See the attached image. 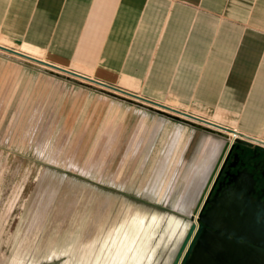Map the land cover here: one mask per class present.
Segmentation results:
<instances>
[{"label": "rangeland", "instance_id": "obj_1", "mask_svg": "<svg viewBox=\"0 0 264 264\" xmlns=\"http://www.w3.org/2000/svg\"><path fill=\"white\" fill-rule=\"evenodd\" d=\"M49 68L0 49V264H170L194 218L163 137L181 127L196 148L225 135Z\"/></svg>", "mask_w": 264, "mask_h": 264}, {"label": "crops", "instance_id": "obj_2", "mask_svg": "<svg viewBox=\"0 0 264 264\" xmlns=\"http://www.w3.org/2000/svg\"><path fill=\"white\" fill-rule=\"evenodd\" d=\"M0 44L226 130L196 148L181 127L163 137L159 157L170 171L180 162L191 211L230 130L264 140V0H0Z\"/></svg>", "mask_w": 264, "mask_h": 264}, {"label": "water", "instance_id": "obj_3", "mask_svg": "<svg viewBox=\"0 0 264 264\" xmlns=\"http://www.w3.org/2000/svg\"><path fill=\"white\" fill-rule=\"evenodd\" d=\"M0 48L2 51H7L11 53L14 57H17L27 63L30 64H41L47 63L48 65L58 68L56 64L46 62L40 58H37L27 52L11 48L9 46H5L0 44ZM15 53V54H13ZM19 55V56H18ZM41 62V63H40ZM54 68H49L52 71L65 74L64 72H60ZM60 69H65L66 71L72 72V70L59 67ZM98 81V80H97ZM100 82V81H98ZM164 106H168L164 103H161ZM163 112L169 113L168 110H165L160 107H156ZM175 117H180L186 120L188 123H191L195 126L202 127L214 132L222 133L227 136V133L224 132L221 128L213 127L208 124H204L201 121L192 120L191 118L181 116L179 114H171ZM257 139V138H256ZM237 142H242L247 146H253L255 149H259L264 152V147L259 144H254L253 142L237 137L235 139ZM228 145L224 147L221 154L219 155L213 170L205 184V187L197 201V204L194 208L195 220L191 222L190 226L187 229V232L184 236V239L172 261L171 264H264V253L254 247H251L240 241V237L247 238L248 235L242 233H235L233 236H230V230H226L222 232L221 230L212 231V230H204L201 231V226L198 224V218L196 217L199 214V219H202L207 224L217 225L212 220L205 217V214H212L216 209L217 205L214 204L213 199H210V205L206 208L205 212L202 213L201 208L204 203L208 200V195L211 192L212 186L220 173V170L223 167L225 158L233 144L227 143ZM228 147V148H227ZM238 163H232L231 167L236 168ZM262 161H257L253 164L255 171L261 172ZM248 176L251 179H254V172L248 171ZM241 174L239 171H227L225 174V178L229 176L228 180H234V183L238 181ZM242 176V175H241ZM245 188V187H244ZM232 189L230 190L231 195L241 194L251 196L254 190L251 189ZM220 193V195L225 194V190L220 187L217 189L216 194ZM227 195V194H226ZM228 210L224 209V214L227 213ZM52 264V262L50 263Z\"/></svg>", "mask_w": 264, "mask_h": 264}, {"label": "flooded vegetation", "instance_id": "obj_4", "mask_svg": "<svg viewBox=\"0 0 264 264\" xmlns=\"http://www.w3.org/2000/svg\"><path fill=\"white\" fill-rule=\"evenodd\" d=\"M238 145L236 141L233 142L208 195V200L200 211L204 213L210 205V199H213L217 207L212 214H205V217L217 225L207 224L199 219V214L196 217L198 224L202 225L201 231L230 230V236H233L234 232L246 234L248 237H240V241L264 253V152L253 146L243 144L238 148ZM259 145L264 147L262 144ZM257 161H262L261 172L255 171L253 167ZM235 162L238 163L237 167H231ZM227 171H239L242 176L240 175V179L234 183V180H228L229 176L224 177ZM248 171L255 173L254 179L249 178ZM219 187L225 190V194H216ZM234 188H247L255 192L251 196L243 193L231 195L230 190ZM224 209L228 210L225 214ZM192 216L195 217L194 214Z\"/></svg>", "mask_w": 264, "mask_h": 264}, {"label": "built area", "instance_id": "obj_5", "mask_svg": "<svg viewBox=\"0 0 264 264\" xmlns=\"http://www.w3.org/2000/svg\"><path fill=\"white\" fill-rule=\"evenodd\" d=\"M233 131H235L236 133H235L234 137L231 139V143L234 142L237 137H240V138H245V139H251L258 144L264 145V140H262V139H259V138L256 139L255 138L256 139L255 140L252 138V136L246 134L245 132L238 130L237 128H235V130L233 129ZM229 138H230V136H229Z\"/></svg>", "mask_w": 264, "mask_h": 264}, {"label": "bare ground", "instance_id": "obj_6", "mask_svg": "<svg viewBox=\"0 0 264 264\" xmlns=\"http://www.w3.org/2000/svg\"><path fill=\"white\" fill-rule=\"evenodd\" d=\"M1 49V48H0ZM2 50V49H1ZM15 54V53H14ZM19 56V55H18ZM45 66H48V65H45ZM48 67H51V66H48ZM51 68H53V67H51ZM54 69H56V68H54ZM56 70H58V69H56ZM229 133H231L230 134V141H226V143H225V146H227L228 144L227 143H231V139L234 137V135H235V131H233V130H230V132ZM224 146V147H225ZM228 148V147H227ZM224 149V148H223ZM197 204V203H196ZM196 206V205H195ZM195 206H194V208H195ZM194 208H193V214L194 215H196L197 213H194ZM195 220V218L192 220V221H194ZM191 221V222H192ZM191 222L189 223V226H190V224H191ZM187 232V231H186ZM186 234V233H185ZM185 236V235H184ZM184 236H183V238H181V240H180V242H179V244H178V247H177V249L175 250V252H174V255H173V258H172V261H173V259H174V257H175V255H176V253H177V251H178V249H179V247H180V245H181V243H182V241H183V239H184ZM172 261H171V263H172ZM170 263V264H171Z\"/></svg>", "mask_w": 264, "mask_h": 264}]
</instances>
